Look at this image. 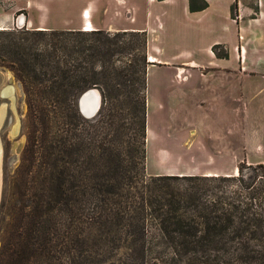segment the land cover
Segmentation results:
<instances>
[{
    "label": "trees",
    "instance_id": "16d2710c",
    "mask_svg": "<svg viewBox=\"0 0 264 264\" xmlns=\"http://www.w3.org/2000/svg\"><path fill=\"white\" fill-rule=\"evenodd\" d=\"M150 64L146 31L0 30V69L28 107L23 163L38 179L5 264H264V165L146 174ZM90 89L102 103L87 119L78 100Z\"/></svg>",
    "mask_w": 264,
    "mask_h": 264
},
{
    "label": "crops",
    "instance_id": "0c3cea01",
    "mask_svg": "<svg viewBox=\"0 0 264 264\" xmlns=\"http://www.w3.org/2000/svg\"><path fill=\"white\" fill-rule=\"evenodd\" d=\"M197 2L206 8H196ZM18 25L28 30L84 31L87 26L93 31L147 32L148 56L154 59L150 63L158 64L148 71L164 67L172 72L157 82L163 100L158 109L168 107L177 125L175 135L166 136L173 149L164 146L163 136L152 138L151 143L161 146L156 171L146 168L149 176H228L200 165L227 164L229 158L264 165V0H0V30ZM214 46H223L227 57L216 56ZM187 67L238 74L176 76L174 69ZM229 98L235 102L236 129L241 131V149L235 148L234 156L229 155L227 126L222 127ZM185 99L189 113L216 115L207 121L189 120L180 128L183 123L178 124L176 116ZM150 106L147 98V111Z\"/></svg>",
    "mask_w": 264,
    "mask_h": 264
},
{
    "label": "rangeland",
    "instance_id": "374dc122",
    "mask_svg": "<svg viewBox=\"0 0 264 264\" xmlns=\"http://www.w3.org/2000/svg\"><path fill=\"white\" fill-rule=\"evenodd\" d=\"M196 8H201L203 6L202 2L195 3ZM194 6V5H193ZM23 12H18L17 15H21ZM19 25L16 29H23V27ZM90 28V27H87ZM26 29V28H24ZM92 29V28H91ZM59 31V30H58ZM107 32V31H106ZM110 33H122L121 32H110ZM138 38H133V36H122V42H129L131 40H137ZM141 39V38H140ZM187 45V44H186ZM191 45V44H190ZM217 49L213 50L216 56L225 55V50L223 46L216 47ZM149 54V51H148ZM125 58H119V60H123L122 66L125 64H129L130 61L134 58L132 55L126 54ZM136 55L139 57L142 56L141 48L136 51ZM149 58V56H148ZM118 60V59H117ZM132 62V63H133ZM119 65V64H117ZM158 66L157 63L150 64ZM176 70V76H188V75H235V71L229 70L227 73L224 71H219L217 68H204V69H194V68H185V69H174ZM224 72V73H223ZM172 76V72L167 70L164 67H153L148 71L147 74V98L151 101V106L148 108L147 116L149 117V126L152 132L157 136H163L164 140L161 141L164 143V146L168 147L169 150L173 149L171 140H168L166 136L175 135L176 126L173 124L171 112L167 109L161 111L158 109V101L162 100L160 92L158 90L157 82L160 79H168V77ZM7 86L14 87V101L11 102L9 99H5L2 97V90ZM232 86V85H231ZM230 88V86H229ZM234 88V86H233ZM98 90V89H97ZM231 91V90H230ZM113 96H118L116 91H113ZM163 101V100H162ZM167 104V101H165ZM184 106L180 109V115L176 116L178 124H182L180 128L187 127V122L189 120L196 119L197 122L199 119H207L212 118L216 115L215 112H204V111H194L189 113L188 110V102L183 101ZM13 104V105H12ZM164 104V102H162ZM6 107L5 111V119L3 121L2 127L0 129V142L2 146V163H1V178H0V250L4 241H13L14 235H12L13 231H18L22 226V223H19L17 219H23L21 215H28L31 211L30 209V201L32 197V193L35 191V185H37V169L31 167V165H24V159H27L28 156L25 155L24 150L27 146V135H28V107L25 101V96L23 93V89L21 85L15 79L13 73L6 69H0V108L2 106ZM168 105V104H167ZM234 105L235 102L231 98L228 99V108H227V122L222 125L227 126V138H228V146H229V155L232 154L234 156V149H241V131L236 129V116L234 114ZM167 111H169L167 113ZM223 118V117H222ZM215 119V118H214ZM225 120V117L223 118ZM224 122V121H223ZM18 124V132L14 136L12 134L13 127ZM172 128V129H171ZM219 135V133H218ZM184 137V136H183ZM182 138V137H181ZM147 139V138H146ZM147 145V140H146ZM161 146V143H151L147 149V160H146V168L150 172L156 171L157 160L156 153L157 148ZM147 148V147H146ZM230 149H232L230 151ZM244 154V152H241ZM169 157V156H168ZM171 159V157H170ZM167 161L170 163L171 161ZM240 164V161L231 160L229 158L227 164H219V163H211V164H202L200 165L203 170L206 171H214L218 173H225L228 175H232L236 173L237 167ZM197 165V164H195ZM194 164L191 167L195 166ZM170 166V165H169ZM176 166V165H171ZM216 168L218 171H216ZM146 169V174H147ZM209 169V170H208ZM222 172H220V171ZM205 171V172H206ZM169 172V171H167ZM176 173V172H169ZM148 175V174H147ZM149 176V175H148ZM24 216V217H25ZM21 225V226H20ZM1 252V251H0ZM102 259V257H100ZM113 259L109 256L105 258V261H112ZM0 264H5L4 261L0 260Z\"/></svg>",
    "mask_w": 264,
    "mask_h": 264
},
{
    "label": "bare ground",
    "instance_id": "6f19581e",
    "mask_svg": "<svg viewBox=\"0 0 264 264\" xmlns=\"http://www.w3.org/2000/svg\"><path fill=\"white\" fill-rule=\"evenodd\" d=\"M21 23L23 24V19H21L20 24ZM90 30H91V28H87L86 31H90ZM148 61L152 62V61H154V59L152 57H150ZM14 91L15 90L13 89L12 86H7L2 90V97L5 99H9V100H11V102H13L14 101ZM82 107H83V115H85V117H88L89 119H91L97 115V114L95 115L96 107H95V103H94V97L92 94H88L84 97V102H83ZM5 111H6V107L3 105L0 108V129H1L3 121L5 119ZM147 128H148L149 140L151 141L152 138L155 136V134L152 132L150 126L148 127V124H147ZM17 132H18V124L16 123V125L13 127L12 134L15 136L17 134ZM153 141H154V139H153ZM2 156H3L2 155V146H1V142H0V178H1ZM0 185H1V182H0Z\"/></svg>",
    "mask_w": 264,
    "mask_h": 264
},
{
    "label": "water",
    "instance_id": "95a60500",
    "mask_svg": "<svg viewBox=\"0 0 264 264\" xmlns=\"http://www.w3.org/2000/svg\"><path fill=\"white\" fill-rule=\"evenodd\" d=\"M12 87H13V86H12ZM13 89H14V87H13ZM88 94H92L93 97H94V103H95V107H96V113H95V115H96V114L98 113V111H99V109H100V107H101V103H102L101 93H100L99 90H97V89H90V90H87L86 92H84V93L80 96V98H79V100H78V107H79V110H80L81 114L83 115V107H82V105H83V102H84V97H85L86 95H88ZM83 116L85 117V115H83ZM85 118L89 119L88 117H85ZM1 163H2V161H1Z\"/></svg>",
    "mask_w": 264,
    "mask_h": 264
},
{
    "label": "built area",
    "instance_id": "2783aa9c",
    "mask_svg": "<svg viewBox=\"0 0 264 264\" xmlns=\"http://www.w3.org/2000/svg\"><path fill=\"white\" fill-rule=\"evenodd\" d=\"M22 28V27H21ZM86 30H87V26L84 28V31L86 32Z\"/></svg>",
    "mask_w": 264,
    "mask_h": 264
}]
</instances>
